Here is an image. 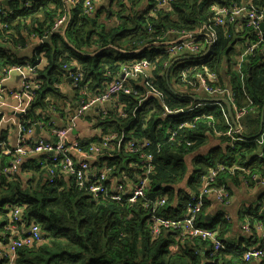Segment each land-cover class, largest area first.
Returning a JSON list of instances; mask_svg holds the SVG:
<instances>
[{
    "label": "trees",
    "instance_id": "obj_1",
    "mask_svg": "<svg viewBox=\"0 0 264 264\" xmlns=\"http://www.w3.org/2000/svg\"><path fill=\"white\" fill-rule=\"evenodd\" d=\"M20 1L9 0L7 4H4L3 0L0 2V7L11 10L9 14L7 13V17L1 16L0 20L6 23L5 28H0V40L4 44L0 49V77L4 69L28 62L34 70V77L41 81L36 93L33 96H26L32 108L30 113L23 117V122L29 120L37 124L42 121L50 132L52 128H59L55 127L54 123L52 126H46L50 120L40 119L42 117L36 115L35 108H47L46 98L61 96L57 85L63 83L65 77L81 75L80 84L74 87L71 82V86L76 90L79 99L84 98L86 101L85 95L81 94L83 85L90 93H102L108 83L120 77L121 67L125 62L142 58L155 59L158 56L151 77H139L129 82V87L136 92L135 94L120 93L114 98L116 106L106 110L105 115L99 112L103 120H99L95 126L102 130L100 135L87 142H80L77 139L67 142L66 155L71 157L72 151L79 154V145L81 150L92 156V167L97 165L110 168L106 172L114 179L125 174V182L133 186L131 178L134 177L135 169L132 165L141 166L138 156L126 152L124 147L133 140L150 139L153 142L150 153L154 156V170L151 176L153 185L148 198L157 201L165 197L166 205L153 210L152 206H146V200L143 198L138 197L135 202H130L129 194H124L122 200L116 202L110 200L109 192L107 200L95 201L88 193L87 184L78 188L72 177L66 178L56 174L58 166L54 168L45 154L33 155L30 158L36 157L38 164L30 160L33 164L26 163L21 166L24 158L16 172L7 176L0 175V255L5 251L9 252L10 239H5L8 233H1L3 227L11 220L7 215L8 209L18 204L23 208V215L28 221L25 225L35 223L38 226L40 245L17 248L18 256L13 264H263L243 259L244 246L234 245L227 239L226 233L233 224L218 215L213 218L214 220L211 219L208 225H204L211 230L218 228L220 231L219 240L223 249L218 256H209L208 244L211 245V242L208 240L186 238L184 244L172 251L170 246L175 243L174 236L179 232L175 234L169 230L170 233L163 231L156 237L152 235L151 222L148 221L150 214L178 220L186 211L189 196L182 191H176L175 186L188 177V164L184 155L194 152L203 144L206 132L214 133V129L228 130L231 124L229 113L224 109L225 104L216 102L213 104L216 108L219 107L220 112L214 108L196 111L193 107L199 102L174 93L167 85L173 70V67L169 70L168 68L175 59L179 58L178 56L157 54V47H149L135 54H121L120 51L123 49L134 52L147 44L178 38L171 36L168 40L159 39L157 36L161 31L179 30L195 33L201 24L211 18L213 5H241L250 0H173L164 8H158L156 0H147L148 6L144 11L137 5L140 0H127L128 6L122 2L124 0H116L121 7L118 13L120 23L108 28L97 20L94 11L88 16L84 14L83 6L75 4L69 8L70 22L65 37L60 34L61 31L48 33L55 18L65 10L68 12L63 0H32L30 3L33 5L30 9H21L25 3L21 1L19 4ZM252 1L256 5L264 3V0ZM155 8L158 9L157 12H153ZM37 11L41 13L39 17L36 16ZM228 33L229 37L225 38L218 30V42L206 55L208 66L218 74L219 81L220 70L227 60L226 55L234 45V31L230 29ZM33 35L41 38L42 42L32 49L31 57L23 60L17 56L18 51L15 46L24 47L32 40ZM45 36L50 37L48 43L43 42ZM243 36L246 38L245 45L259 39L254 32H246ZM110 46L112 47L98 52ZM82 52L84 54H81ZM184 56L187 55H181L180 58ZM73 58L80 64L72 61ZM186 60L196 61L197 58L188 56ZM40 62H44L43 69L38 67ZM243 68L248 74L244 88L250 94L256 108L262 110L264 30L256 55L247 58ZM229 76L234 86V94L241 106L245 102L240 80L232 68L229 70ZM148 94L154 98L148 97ZM81 103L80 101L79 104ZM179 110L181 112L178 114L166 115ZM204 113L206 114L195 123L193 128H187L178 135L183 141L191 142L188 148L184 145L178 146L177 140L174 144L163 145L160 150L154 147L156 141H164L166 136H169V132L177 127L180 120H189L194 114ZM219 113L225 123L219 120ZM206 116H211V119H206ZM250 118L253 122L252 128L259 127L260 115H253ZM203 128L205 130L202 131ZM110 132L114 133L115 137L104 144V136ZM33 136L31 139H36ZM221 139L227 140V138ZM0 140L5 139L0 138ZM46 140L55 142L57 138L51 135L50 139ZM11 149L6 140L5 147L0 148V170L10 158V154H3L2 150ZM259 151L260 148L252 142L247 144L237 142L235 148L227 147L223 153L217 148L207 159L197 158L193 163V171L188 177V187L192 191L197 190L201 177L208 174L217 163H224L228 167L234 165L248 167L252 174L263 177L264 151L263 155L258 156ZM51 168L54 170L53 173L49 171ZM26 170L32 172L31 176L27 173L23 174ZM228 174L225 172L220 178ZM241 174L250 178V175H245L241 171H237L234 175L241 176ZM125 191L129 192L128 189ZM262 202L264 203V200ZM207 207L208 202L203 210ZM258 211L259 208L255 207L250 209L249 213L264 225V209ZM205 218L204 214H200L197 224L202 225L200 222ZM240 222V225L244 224V218H241ZM241 241L249 245L253 243V238ZM4 261L0 256V264H4Z\"/></svg>",
    "mask_w": 264,
    "mask_h": 264
},
{
    "label": "built area",
    "instance_id": "obj_2",
    "mask_svg": "<svg viewBox=\"0 0 264 264\" xmlns=\"http://www.w3.org/2000/svg\"><path fill=\"white\" fill-rule=\"evenodd\" d=\"M173 0H156V3L158 5H170ZM67 9L70 7H73L76 3L79 2V0H65L64 1ZM79 4L81 6H85V12L91 11V3L89 0H85L84 2L80 1ZM84 4V5H83ZM264 3H258L256 5L253 3L252 0L248 1L247 3L241 4V5H233V6H218L213 5L212 10L213 14L211 18L206 21L205 23L201 24L199 29L195 33H187V32H181L179 30H166L161 31L158 33L157 38L168 40L171 36H188L185 38L186 40L175 42L172 45L167 46L163 52L171 55V56H178L181 54H199L202 52L205 48H212L214 47L218 42V33L217 30L221 31L223 33V36L225 38L229 37V30L227 29L230 24H235L238 22V18H243L242 20V26L246 28L249 32H254L257 34V38H262V35L260 33V26H261V20H264V12H263ZM31 8V3L28 5L27 9ZM158 9L155 8L153 12H157ZM68 12L65 10L53 23V26L49 30V34H53L54 32H58L62 28L65 27V25L68 22ZM1 16L6 17L7 13L4 12L3 7H0V20ZM6 26V23L0 22V28H4ZM225 27V30L223 31L222 28ZM62 34V32H60ZM41 42V40L39 39ZM258 50V43H248L244 50L242 51L241 58L244 59V61H239L237 68L244 70L243 63L245 60L249 57H254L256 55V52ZM210 52V51H209ZM208 52V53H209ZM207 53V54H208ZM206 54V55H207ZM205 53H202L201 58L204 60H207ZM199 59V57H198ZM187 60L185 58H181L180 60H177L175 64H178L177 73L179 75V80L185 83L190 88L193 87L195 91L197 92H204L208 96L216 97V96H224L226 97L235 107L236 109V118L239 119L243 115H245L248 112H256L252 106V102H249L242 108L237 107L238 99L236 100L234 97V93L232 91L231 86L223 85L215 76V74L210 73L208 70H206L202 62L195 64L193 67H191L190 63L186 62ZM174 64V65H175ZM150 63L145 59L141 60H135L134 66L135 68L142 69L144 67L149 66ZM129 72V71H128ZM2 77L0 78V94L3 92H6L5 88V81L10 79L12 76H14L16 73H24L26 74V78L24 82L21 84V94L26 96H33L36 91L40 88L41 81L34 78L33 75V68L28 64H22L18 66H11L9 68L4 69L2 72ZM238 75V80H242L243 76L240 73ZM79 80L77 78L74 79V86H78ZM242 87H244V84H242ZM124 91L126 94H135L136 92L132 90L127 83V80L123 79H114L103 90V93L98 96L94 101L90 102H82L78 107V113H82L85 110H87L89 107L92 106L94 102H97V104H103L108 100H111L116 97V94L118 91ZM8 91V90H7ZM9 92L14 93L15 91L9 90ZM182 96H187V94H181ZM246 95V92L242 91V96ZM144 96H141L143 98ZM146 100V99H145ZM192 105V104H190ZM121 112V111H118ZM181 112V110L177 111ZM172 112V113H177ZM263 111L260 109L257 111L259 115H261ZM204 114H194L190 116V120H180L178 122L177 127L173 130V132L166 136L169 138V140H172L173 137L178 133V130L180 128H183L185 126H191L200 119V117L204 116ZM168 115V114H166ZM264 115V112H263ZM103 117L99 116V120H103ZM42 122V121H39ZM42 124H44L42 122ZM21 125L27 127L28 124L21 123ZM45 127V125H42ZM172 126V125H169ZM215 130V129H214ZM213 130V131H214ZM69 129L67 130H59L57 131V137L58 139L55 142L50 141H39L37 143H34L32 145H27L25 142L20 143L17 148L15 149L14 159H12L9 162V165L7 168H5L4 171H15L22 162V157L24 155H27L28 153L32 152H43L46 154H49L53 160H60V165L56 168V174L59 176H64L66 178H73L77 187L81 188L84 183H89L88 185V193L90 196L95 198V201H102L108 199V192H109V198L110 200L120 202L122 200V195L126 194L125 190L128 189L130 191L129 195V201L135 202V196L139 198H143L146 200V206H152V209L155 210L159 207H163L164 202L159 201H153L152 199L148 198V194L152 188L153 180L150 179V175L147 170L144 168L132 165L135 169L134 177L131 178L133 181V186L129 187V183L125 182V174L122 175V177L118 179H114L113 177H109L106 170L109 171L110 168L104 167V166H93V159L92 156L89 155L88 152L83 151L79 148L80 151L77 155H84L82 159L71 157H63V153L65 152V140L67 139ZM216 131V130H215ZM216 134L218 136H226L229 137V146L231 148H235V140H243L244 137L241 134V131L238 129L234 132H228V133H221L219 131H216ZM235 134H238L235 135ZM237 136V137H235ZM103 143L106 144L107 140H113L115 135L114 133L110 132L109 134L104 136ZM248 139V137H246ZM249 139H253V142H257L261 146H264V130L258 134H256L254 137H251ZM186 144L189 146L191 143L189 141H186ZM0 146H2V143L0 142ZM124 150L128 153L135 154L138 152V148L135 146L134 143L126 144L124 147ZM141 160L144 162H150L148 158L144 156V154L141 155ZM226 168V164L224 163H217L216 167L213 169H210L209 174L215 176L217 171L224 170ZM50 172H54V170L50 169ZM127 176V175H126ZM262 180H264V177H257L254 182H251L249 180H243L244 184L247 187H252L253 185H256L260 183ZM214 180L211 181H203L200 183L197 190H200L203 192V195L200 196L198 199L190 198L188 199V203L192 205L191 207H185L186 211L181 217V219L174 220L170 218H165L162 216H158L155 214H150L148 221L152 223L154 226L153 232H169L170 229L174 227H186L190 228L191 225L197 224V219L200 214L203 213L204 210H201L199 206H197V202L201 203L205 196L209 193H213L215 197L218 200H228V202L231 200L229 197L226 189L222 186H218ZM195 190V191H197ZM192 191L191 193L195 192ZM164 196L167 197V195L164 194ZM264 199L258 201L256 207L259 208L258 212H261V210L264 209V203L262 202ZM263 208V209H262ZM14 214V221L12 224H6L3 227V230L1 233H7L10 228L13 225L20 226V230L17 233L14 234H8L5 236V239H11L13 241H20L22 240L25 244H28L29 246H38L40 244L39 236L35 232V228L29 227L26 228L24 225L28 222L24 215H23V208L15 204L13 206H10L8 209L7 215ZM252 215L249 213V211L246 209L244 212V218L246 219L245 223L240 225L239 228L244 231L243 234H246L247 237H250L251 235H255L258 237H261L263 241L260 244H254L253 246L248 247L244 250L242 257L246 261H252V260H264V229L258 225H256V221H252L249 224L250 218ZM258 219V218H257ZM201 226V225H198ZM205 229H209L208 227L201 226ZM257 232V233H256ZM170 233V232H169ZM217 234H220V231L218 228H215L213 232H208L203 235V240H211L213 241V245L208 244V251L209 256H218L219 252L223 249L220 248V245L218 242H216V236ZM175 243L170 246V249L172 251H175L179 248L180 245L184 244L186 241L184 239H181L179 237L174 236ZM5 261L4 264H13V260L18 256V251H12L8 252L5 251L0 255Z\"/></svg>",
    "mask_w": 264,
    "mask_h": 264
},
{
    "label": "crops",
    "instance_id": "obj_3",
    "mask_svg": "<svg viewBox=\"0 0 264 264\" xmlns=\"http://www.w3.org/2000/svg\"><path fill=\"white\" fill-rule=\"evenodd\" d=\"M20 1V0H19ZM127 6L129 5L127 0L122 1ZM93 3V11L94 15L98 17V21L102 23L105 27H112L116 26L120 23V18L118 13L121 11V7L118 6L116 0H92ZM21 4V1L20 3ZM33 4V3H31ZM138 7L144 11V9L148 6L147 0H140L137 4ZM40 11H37L36 16H40ZM238 22L235 24H230L228 26V30L234 31V45L232 47V50L228 52L227 60L224 63L223 67L220 70L221 78L220 81L223 85L231 86V79L229 76V70L232 68L238 66V62L241 58L242 51L244 50V45L246 42V38L243 36L246 32H249L247 29H245L242 26V18L237 19ZM222 30H225V27L222 28ZM4 46L3 42L0 40V49ZM33 46H28L26 48H23L18 51L17 56L19 58H22L23 60L28 59L31 57ZM121 54L123 53V49H120ZM126 51V50H125ZM81 54H84L83 52ZM127 54V53H125ZM232 55V56H231ZM175 59L171 65L170 68L173 67L172 70V81L174 82L175 88L182 87L180 84H178L176 79L177 68L178 64H175L177 60H180L181 58L188 59V56L181 57ZM233 59V60H232ZM75 63L80 64L76 59H72ZM130 62V61H128ZM126 63V62H125ZM175 64V65H174ZM165 65V64H164ZM166 66V65H165ZM39 68H44V62H40L38 65ZM154 66L150 69V71L142 74L141 78H147L152 76ZM167 72V71H166ZM24 73H16L14 76H12L10 79L6 81L5 88L8 90L7 92H3L0 94V138L5 139L8 141V146L14 148L17 144L18 140L22 136V130L20 127L21 121L27 113L31 111V103H29V100L26 99V97L21 94V84L24 81ZM166 78L168 79L169 76L167 74ZM170 82V80H169ZM169 82L167 85L170 87ZM57 87L60 89L61 96L59 98H46V103L48 105L47 108H35L36 115L41 116L40 119H49L54 123L55 127H67L71 126L72 130L70 131L69 135V141L74 139L79 140L80 142H87L88 140H91L92 138L99 136L101 133L100 127L95 126L99 119V108H105L107 110H110L112 106H115V102H105L103 104H95L91 107H89L85 112L82 114L77 113V109L79 107V102L81 99H79L78 94L76 90L73 89L71 86V82L68 77H65V80L63 83L58 84ZM171 88V87H170ZM183 89L177 90V92L173 91L174 93L180 95V94H187V91L184 87ZM172 89V88H171ZM9 90L15 91L14 93L9 92ZM188 97L192 98L193 100L199 102V105L202 109H210L212 108V105L210 104L212 101L216 103H223V99H213L208 96H206L202 92H189ZM91 96H93V93L88 92L86 94V100L89 99ZM148 97H153L151 94H148ZM154 98V97H153ZM217 100V101H216ZM191 104V103H190ZM51 105V108H50ZM223 107V106H222ZM215 110L221 111L219 107H215ZM224 109L227 110V105L225 104ZM211 110V109H210ZM210 112V111H208ZM219 113V120L223 123V116ZM221 116V118H220ZM232 118L229 116V121L231 126L233 125ZM263 121V120H262ZM227 122V120H226ZM260 124H261V118H260ZM259 124V126H260ZM205 130V128L202 129V131ZM254 130V131H253ZM253 132V133H252ZM258 134V131L254 128L251 129L250 135L255 136ZM43 138V139H50V130L47 129V127H42L40 130V133H37L33 136V138ZM206 139L202 142L203 144L200 145L194 152L191 154H185L184 158L186 163L188 164V177L191 175L193 171V163L197 158L200 159H207L210 157L209 155L215 151L217 148H220L222 153L226 151V148L229 147L227 140L222 141L221 138L226 137H217L213 132H206ZM230 148V147H229ZM72 150V149H71ZM70 150V151H71ZM72 156L74 158L82 159L84 155H77L75 151L71 152ZM36 158V157H35ZM27 157L24 159V162L21 166H23L26 163L33 164L30 160L34 161V163L38 164V159ZM6 161V158H5ZM246 171L244 172L245 175H248L251 173L250 169L248 167H245ZM27 173L28 176H31V171L26 170L23 174ZM188 177L180 182L178 185H176V191H182L186 193L188 196L192 192L190 187H188ZM264 177V176H263ZM220 183H223L228 187L230 192L232 193V199L228 205H221L218 202L215 201V199L209 198L208 199V207L206 210H204V215L207 217L204 221L200 222L202 224L201 226L208 225L210 220H214L213 218L218 215L223 218H226L231 222L232 228L226 233L227 239L234 244H240L244 246V249H247L250 246H253L256 244L253 240L252 244L246 245L244 241H241L243 239H247V236H244V231L239 228L241 222L240 219L244 218L245 210L248 211L252 208H255L258 201L264 199V180H262L260 183L253 185L252 187H247L244 184V181L242 180V174L241 176H235L234 174H228L224 175L221 178H219ZM132 185H129L131 187ZM185 213V212H184ZM183 213V214H184ZM205 227V226H204ZM257 233V232H256ZM229 254L226 255L228 257ZM256 264V263H254Z\"/></svg>",
    "mask_w": 264,
    "mask_h": 264
},
{
    "label": "bare ground",
    "instance_id": "obj_4",
    "mask_svg": "<svg viewBox=\"0 0 264 264\" xmlns=\"http://www.w3.org/2000/svg\"><path fill=\"white\" fill-rule=\"evenodd\" d=\"M2 0H0V2H1ZM4 1V0H3ZM9 1V0H8ZM30 1H32V0H26V1H23L25 4L21 7V9H23V8H27L28 7V5L30 4ZM65 0H63V2H64ZM80 1H83V0H79V2ZM85 1V0H84ZM90 1V3H91V11L90 12H85V6H83V9H84V14H86V15H88V16H91L92 15V13H93V3H92V0H89ZM79 2L78 3H76V4H79ZM65 3V2H64ZM84 5V4H83ZM216 5V4H215ZM233 5H237V4H231V5H228V6H233ZM65 6H66V4H65ZM157 6H158V8H164V7H166V6H163V5H158L157 4ZM67 7V6H66ZM4 9V8H3ZM212 9V8H211ZM263 9H264V7H263ZM4 12L5 13H10L11 12V10H5L4 9ZM263 12H264V10H263ZM8 14H7V16H8ZM6 16V17H7ZM60 16V15H59ZM59 16H57L56 18H55V20L59 17ZM242 20H244L243 18H242ZM70 22V13H69V8H68V22H67V24L65 25V27L64 28H62L61 30H59V31H61V32H63L62 33V36L63 37H65V33H66V29H67V26H68V23ZM263 24V25H262ZM6 27V26H5ZM4 27V28H5ZM264 30V20H261V26H260V33H261V35H262V31ZM217 33H218V30H217ZM46 38H49L50 39V37L49 36H45L44 37V40H43V42H45V39ZM181 37H178V38H176V39H174V40H172V41H167V42H162V43H152V44H147V45H144L143 47H141L140 49H138L137 51H134L133 52V54H135V53H140V52H142L143 50H145V49H147V48H149V47H157L156 48V52H157V54H167V53H165V52H163L162 50H164L167 46H169V45H172L173 43H171V42H180V41H184V40H186V39H180ZM39 39L41 40V38H38V37H36L35 35H33L32 36V40L29 42V43H27V44H25L24 45V47L22 46V45H17V46H15V48H16V50L17 51H19V50H21V49H23V48H26V47H28V46H33L34 45V47H37V46H39L40 45V43L42 42V40H41V42L39 41ZM262 41V38H260V39H258V41H256V43H258V46H259V44H260V42ZM49 42V41H48ZM48 42H46V43H48ZM248 43H250V42H248ZM247 43V44H248ZM252 43H255V42H252ZM246 44V45H247ZM246 45H245V47H246ZM112 46H110V47H107V48H102V49H100V50H98V52H101V51H103V50H105V49H108V48H111ZM213 48V47H212ZM212 48L210 49V48H205V49H203L202 50V52L201 53H199V54H181V55H187V56H190V57H196L197 58V60L196 61H186V62H188V63H190V65H191V67H193L195 64H198V63H200V62H202V65H203V67L206 69V70H208L210 73H213V74H215V76H216V78L219 80V76H218V74H216L213 70H211L210 68H209V66H208V59L207 60H204L203 58H201V55H202V53H208V51H210L211 52V50H212ZM97 52V53H98ZM168 56H170V57H176V56H171V55H169V54H167ZM181 55H178V56H181ZM198 57H199V59H198ZM143 59V58H142ZM146 59V58H145ZM136 61L137 60H141V59H135ZM135 60H130V62H126V63H124V64H122V67H121V74H120V77L119 78H117V79H125V80H127V83H128V86H130L129 85V82L131 81V80H135V79H138L139 78V76H141L142 74H144V73H146V72H148V71H150V69L154 66V64H155V61H157L158 60V56H156L155 57V59H146L149 63H150V65L149 66H147V67H144V68H142V69H138V68H135V66H134V61ZM239 61H244V59L243 58H240V60ZM24 64H28V65H30L28 62H25ZM165 64H167V63H165ZM22 65V64H21ZM9 68V67H8ZM170 69V67L168 68V70ZM234 70H235V72H236V74H239L240 75V73L242 74V76H243V79L242 80H240V83H241V90L243 91H245L246 92V95H243V100H244V104L243 105H239L238 104V102H237V107L238 108H242L243 106H245L246 104H248L249 102H252V106H253V108H254V110L256 111V112H248V113H246L245 115H243L241 118H239V119H237L236 118V109H235V107H234V105L226 98V97H224V96H216V97H212V96H208L206 93H204V92H202V93H204L206 96H208V97H210V98H213V99H223L222 101H223V103H225L226 105H227V103L225 102V101H227V102H229V104H230V108H231V115H230V113H229V116L232 118V113H233V118H234V120H232V123H233V121H234V123L235 124H233L228 130H224V131H220V130H216V131H219V132H221V133H228V132H234V131H236V130H240L241 131V134H242V136L244 137V139L243 140H235V143H237V142H243V143H245V144H247V143H251L252 142V144H255V145H257L259 148H260V151L258 152V156H261V155H263V151H264V146H261L260 144H258L257 142H253L252 140L253 139H247L246 137L247 136H245L244 135V129H243V127L241 126V124H240V120L244 117V116H246V115H248V114H252V115H259L258 113H257V111H258V109L256 108V106H255V103H254V101H253V99L251 98V96H250V94L245 90V88L244 87H242V84H245V80H246V76L248 75L244 70H242V69H239V68H237V67H235L234 68ZM129 71V72H128ZM33 72H34V70H33ZM34 75V74H33ZM1 77H2V75H1ZM0 77V78H1ZM24 80H25V78H26V74L24 75ZM35 78V77H34ZM75 78H77L79 81H80V78H81V75L80 74H77V75H75V76H73V81H72V78H69V80H70V82H72V85L74 86V79ZM176 79H177V82H178V84H180L182 87H184L185 89H186V91H188V92H197V91H195L194 90V88L193 87H189V86H187L185 83H183L182 81H180L179 80V75H178V73H176ZM24 82V81H23ZM5 84H6V81H5ZM4 84V85H5ZM78 85H79V83H78ZM75 87V86H74ZM231 87H232V91H233V93H234V86L231 84ZM6 92H7V89H6ZM88 93V90L86 89V86L85 85H83L82 86V92H81V94L82 95H85L86 96V94ZM103 93V92H102ZM102 93H96V94H93V96H91L89 99H87L86 101L84 100V98H81V102H90V101H94L98 96H100ZM120 93H124V91H122V90H120V91H118L117 92V94H116V96H118ZM234 97H235V99L237 100V97L235 96V94H234ZM217 101V100H216ZM106 102H115V100H114V98L113 99H111V100H108V101H106ZM95 104H97V102H94L93 104H92V106L93 105H95ZM116 106V105H115ZM227 108H228V105H227ZM99 110V112H101L103 115H105L106 114V110L107 109H105V108H99L98 109ZM86 111V110H85ZM84 111V112H85ZM262 111L264 112V105L262 106ZM228 112H229V110H228ZM77 113H78V110H77ZM83 113V112H82ZM82 113H78V114H82ZM260 118H261V124H260V130H259V132L261 133L263 130H264V115L262 116V115H260ZM200 119H201V117H200ZM206 119H211V116H206ZM190 120V119H189ZM199 120V119H198ZM197 120V121H198ZM263 120V121H262ZM197 121H195V123L197 122ZM21 123H25V124H28L27 125V127L25 128L23 125H21L20 124V127H21V130L23 131L24 130V132L22 133V136H21V138L18 140V142H17V144L15 145V147L14 148H12L11 150H9V151H5V150H2V153L3 154H6V153H8V154H10V158L7 160V162H6V164L1 168V170H0V175L1 174H4V175H9V174H13L14 172H16L17 171V169L20 167H18L15 171H4L5 170V168H7L8 167V165H9V162L12 160V159H14V154H15V149L17 148V146L20 144V143H22V142H25L27 145H32V144H34V143H37V142H39V141H43V142H46V141H50V140H46V139H43V138H36V139H31V137L33 136V134H35V133H38L39 131H40V129H41V127H42V123L41 122H38L37 124H34V123H31L29 120H25L24 122L23 121H21ZM195 123L193 124V125H191V126H185V127H183V128H180L179 130H178V133L173 137V139L172 140H169V138L167 137L164 141H156L155 142V144H154V147H156V149L157 150H160V148L163 146V145H170V144H174V142H176V140H177V145L178 146H180V145H184L185 146V148H188L189 146L186 144V141L187 140H185V141H183L182 139V137H179L178 135L180 134V133H182V132H184L185 131V129H187V128H193L194 127V125H195ZM36 125L38 126V129H39V131L37 132V128H36ZM53 125V122L52 121H49L47 124H46V126H52ZM67 129H69V131H68V134H67V139L65 140V143H64V146H65V152L63 153V157H69V156H67L66 154H67V152H66V143L67 142H69V135H70V131L72 130V127L71 126H67V127H65V128H52V130H51V132H50V135H52V136H54V137H56L57 139H58V137H57V131H59V130H67ZM216 131L214 130V134H215V136H217V137H226L227 138V143H228V145H229V137H228V135H224V136H218L217 134H216ZM173 132V130L171 131V132H169V135L171 134ZM235 135H237L238 136V134H235ZM237 136H235V137H237ZM0 142L2 143V146H0V148H3V147H5V144H6V140H0ZM50 142H52V141H50ZM129 143H134L135 144V146L138 148V152L137 153H135L134 155H137L138 156V158H139V164H140V166H141V168H144L145 170H147L148 171V173H149V175H150V179H151V176H152V173H153V170H154V156H153V154H151L150 153V151L152 150V147H153V142L150 140V139H139V140H133V141H130ZM128 143V144H129ZM191 143V142H190ZM230 147V146H229ZM231 148V147H230ZM37 154H45L46 155V158L47 159H49V160H51V162L53 163V167L54 168H56L57 166H59L60 165V160H53V158H51L50 156H49V154H46V153H43V152H32V153H28L27 155H24L23 157H22V161H23V159L24 158H27V157H30V156H33V155H37ZM131 154V153H130ZM142 154H144V156L146 157V158H148L149 160H150V162H144V161H142L141 160V155ZM22 163V162H21ZM21 165V164H20ZM216 167V166H215ZM214 167V168H215ZM52 170H53V168H51ZM237 171H241V172H245L246 171V168L245 167H240V166H238V165H234V166H232V167H228V166H226V168L224 169V170H221V171H217L216 172V174H215V176L213 177V175H210L209 173L208 174H206V175H204V176H202L201 177V182H203V181H211V180H214L213 182H215L218 186H222V187H224L225 189H226V191H227V193H228V195H229V197L232 199V193L230 192V190L224 185V184H221L220 183V181H219V178H220V175L221 174H225V172H228L229 174H235ZM51 173H53V172H51ZM248 173V175H250V178H246V177H243L242 176V180H249V181H251V182H254L255 181V179L258 177L256 174H252V173H250L249 174V172H247ZM84 184H87V189H88V185H89V183H84ZM83 184V185H84ZM125 193L126 194H129L130 195V191L128 192V191H125ZM203 195V192L202 191H200V190H197L196 192H193V193H190L189 194V199L190 198H193V199H198L200 196H202ZM123 196V195H122ZM214 198L215 199V201L216 202H218L219 204H221V205H228L229 203H230V201L228 202V200H218L216 197H215V195L213 194V193H209L208 195H206L205 196V198H204V200L201 202V203H199V202H197V206H199L200 207V209L201 210H203V208H204V206H205V204H206V202L208 201V199L209 198ZM92 198H94V197H92ZM138 197H136L135 196V199H137ZM95 199V198H94ZM157 201H159V202H164V204H165V202H166V198L165 197H161V198H159ZM189 201H187V205H186V207H191L192 205H190L189 203H188ZM10 216V218H11V220H10V223L9 224H12L13 223V221H14V214H11V215H9ZM244 221H246V219L244 218ZM252 221H256V225H258V226H260V227H262L263 229H264V225H263V223H262V221H260V220H255V217L254 216H252L251 218H250V221H249V224L252 222ZM26 228H28L29 229V227H33V228H35V232L37 233V235L39 236L38 238H40V232H39V228H38V226L35 224V223H31V224H29V225H24ZM20 226H16V225H13L11 228H10V230L7 232L8 234H14V233H17L19 230H20ZM153 230H154V226L152 225V223H150V231H151V233H152V235L154 236V237H156V236H158L159 235V233L160 232H153ZM171 231H173L175 234H176V232H179V234L177 235L176 234V237H179V238H181V239H186V238H189V239H194V238H199L201 241H205V240H203V235L205 234V233H208V232H213L214 230H211V229H205V228H203V227H201V226H198V225H196V224H193V225H191V227L190 228H186V227H174V228H172V229H170ZM219 238H220V236H219V234H217V236H216V242H218L219 243V245H220V248H223V245H222V243H221V241L219 240ZM248 238H253V240H254V242L255 243H257V244H260L262 241H263V239L261 238V237H258V236H255V235H251L250 237H248ZM207 241V240H206ZM208 241H210L211 242V244L213 245L214 243H213V241H211V240H208ZM23 246H29L28 244H25L22 240H20V241H13V240H11L10 239V243H9V245H8V250H9V252H12V251H16V249L17 248H20V247H23ZM244 259V258H243ZM15 260V259H14ZM14 260H13V262H14ZM245 260V259H244ZM246 261V260H245ZM252 261H257V262H260V263H263L264 264V260H252Z\"/></svg>",
    "mask_w": 264,
    "mask_h": 264
},
{
    "label": "rangeland",
    "instance_id": "obj_5",
    "mask_svg": "<svg viewBox=\"0 0 264 264\" xmlns=\"http://www.w3.org/2000/svg\"><path fill=\"white\" fill-rule=\"evenodd\" d=\"M32 5L33 4H31V8H32ZM232 56V55H231ZM233 60V59H232ZM68 78H72V81H73V76H70V77H68ZM80 80H81V78H80ZM79 84H80V81L78 82ZM169 84H170V87L172 88V90L173 91H175V92H177V90H182L183 88L182 87H177V88H175V86H174V82L172 81V77L170 78V82H169ZM187 93H188V96L189 95H192V94H189V92L187 91ZM215 102H211L210 104L212 105V108H210V109H212L213 110V104H214ZM215 109V108H214ZM193 110H200V111H203L204 109H202L201 107H200V105H199V103H198V105L196 106V107H193ZM251 116H253L252 114L250 115V114H248V115H246V116H244L241 120H240V124H241V126L243 127V129H244V135L245 136H249L250 135V132H251V128H252V120H251ZM164 117V116H163ZM98 121H99V119H98ZM254 129L255 130H257L258 132H259V130H260V126L259 127H257V126H255L254 127ZM248 138H251V137H248ZM191 154V153H190ZM176 186V185H175ZM42 244V243H41ZM40 245V244H39Z\"/></svg>",
    "mask_w": 264,
    "mask_h": 264
},
{
    "label": "water",
    "instance_id": "obj_6",
    "mask_svg": "<svg viewBox=\"0 0 264 264\" xmlns=\"http://www.w3.org/2000/svg\"><path fill=\"white\" fill-rule=\"evenodd\" d=\"M21 1H26V0H21ZM7 2H8V0H4V4H7ZM263 25V24H262ZM64 32V31H63ZM62 32V33H63ZM188 36H183V37H181L180 39H185V38H187ZM49 41V38H46L45 39V42H48ZM171 43H175V42H171ZM123 53H127V54H133V51H125V50H123L122 51ZM209 52V51H208ZM207 53H205V55H206ZM204 55V56H205ZM226 103H227V105H228V110H229V113H230V115H231V108H230V104H229V102H227V101H225ZM178 113H180V112H177V113H170V114H168V115H175V114H178ZM261 115L263 116V112L261 113ZM233 124H235L234 123V121H233ZM36 128H37V132L39 131V129H38V126L36 125ZM207 218V217H206ZM244 236H247L246 234H244Z\"/></svg>",
    "mask_w": 264,
    "mask_h": 264
},
{
    "label": "clouds",
    "instance_id": "obj_7",
    "mask_svg": "<svg viewBox=\"0 0 264 264\" xmlns=\"http://www.w3.org/2000/svg\"><path fill=\"white\" fill-rule=\"evenodd\" d=\"M203 213H204V211H203ZM203 213H202V214H203ZM182 216H183V215H182ZM244 250H245V249H244Z\"/></svg>",
    "mask_w": 264,
    "mask_h": 264
}]
</instances>
